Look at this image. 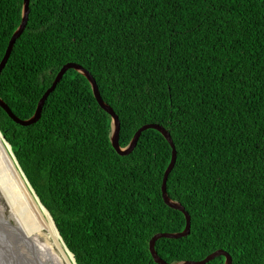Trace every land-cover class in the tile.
Instances as JSON below:
<instances>
[{"label": "trees", "instance_id": "obj_1", "mask_svg": "<svg viewBox=\"0 0 264 264\" xmlns=\"http://www.w3.org/2000/svg\"><path fill=\"white\" fill-rule=\"evenodd\" d=\"M24 4L0 0V64ZM70 63L119 117L121 148L146 125L171 134L168 195L192 228L160 239L158 256L200 262L223 250L233 264H264V0H30L0 98L30 120ZM112 125L75 70L36 124L18 125L0 107V130L77 264H157L154 236L187 224L163 200L173 151L150 129L121 156Z\"/></svg>", "mask_w": 264, "mask_h": 264}, {"label": "water", "instance_id": "obj_2", "mask_svg": "<svg viewBox=\"0 0 264 264\" xmlns=\"http://www.w3.org/2000/svg\"><path fill=\"white\" fill-rule=\"evenodd\" d=\"M24 2H25V4H24V12H23V22H22L20 28L15 33V35L13 36V38L11 39L9 46L7 48L6 54H5L3 60L0 64V77L2 76V73L5 70V68H6V66H7V64L11 58V55H12V52H13V49H14V46H15L17 40L23 35V33L25 32L26 27L28 25V22H29L30 0H24ZM69 70L78 71V72L82 73L89 80V82L93 88L94 96H95L98 104L100 105V107L104 111H106L108 114L111 115L112 120H113L112 145H113L114 150L119 155L128 156L131 153H133V151L135 150V148L138 145V142L140 140L142 133L144 131H147L150 129L160 132L164 136V138L167 140V142L170 144L172 151H173V156H172V162H171V164H170V166H169V168L165 174V177H164V182H163V187H162L163 200L167 206H169L172 209L178 210L185 215L186 222H187L186 229L184 232L179 233V234H168V233L157 234L156 236H154V238L152 239V241L150 243V252H151L155 262L157 264H169L166 261L162 260L158 256V254L156 252V243L162 238L179 239V238H184V237L189 236L191 234L192 218L183 206H181L177 202H174L168 195L167 183H168L169 176H170L171 172L173 171L175 164H176V161H177V151H176V146L174 144V141L171 137V134L165 128H163L159 125H155V124L146 125L136 133V135H135L134 139L132 140L129 147L121 148V146H120L121 122H120L119 117L114 112V110L104 102V100L101 96L99 87H98L97 82L95 81L94 77L89 72H87L82 66H79L75 63L67 64L66 66H64L62 68V70L59 72L58 76L56 77L53 85L51 86V88L48 89V91L45 93L43 98L40 100L36 114L30 120L24 121V120L19 119L13 113V111L9 108V106L5 102H3V100L1 98H0V107L18 125L27 127V126L36 124L42 117L43 109H44V106H45L48 98L50 97L51 94H53L56 91L57 86L59 85V83L62 81V79L64 78V76L66 75V73ZM0 163L3 164L4 166H5V163H7V165H10L14 169V171H16V172H18L17 168H18V170H20V172L25 176V181L27 183L26 185H24L25 186L24 191H25L26 195L29 197V199L34 204V206L36 207V209L39 213L41 212L40 207L45 212L48 213V216L50 217V220L53 223V225L57 231V236H53L52 234L49 235L48 229L43 230L41 235L44 236V239L50 245L54 246L57 243L60 246V248L62 250L61 254L60 253H54L53 255L58 257V259L62 262V264L66 263L64 256L66 257V259L69 260L67 264H77L74 255L71 253V251L66 246V244H65V242H64V240H63V238H62V236H61V234H60V232H59V230H58V228L54 222L53 217L51 216L48 209L40 201L38 195L36 194L35 190L33 189L32 185L30 184L29 180L27 179L25 173L23 172L22 168L20 167V165H19V163H18V161H17V159L13 153L11 145L7 142L6 138L2 134L1 130H0ZM0 181L2 183H4V188H6V189L9 188L8 182L5 180L1 171H0ZM19 206L24 211L23 215L26 217L24 206L21 203H19ZM2 209H3V212L1 211ZM19 217H21L23 219V216L21 215L20 210L17 208V206L15 207V210L10 209L7 206V204L4 202L3 196L0 195V264H33L32 260L29 259V257L27 256V253H26L27 249L30 248L31 244L28 241V239L25 237V234L19 230L20 227L22 229V226H21L20 221H19ZM23 220H26V219H23ZM31 227L34 230V220H32V219H31ZM33 230L31 231V233L33 232ZM60 239L62 240L63 245L61 244ZM222 256L226 258V264H233L232 256L223 250H220V251L214 253L213 255L209 256L208 258H206L205 260L200 261V262L190 261V262H182V263H177V264H208L211 261H213L214 259H216L218 257H222Z\"/></svg>", "mask_w": 264, "mask_h": 264}, {"label": "bare ground", "instance_id": "obj_3", "mask_svg": "<svg viewBox=\"0 0 264 264\" xmlns=\"http://www.w3.org/2000/svg\"><path fill=\"white\" fill-rule=\"evenodd\" d=\"M0 171L9 186L8 189L4 188V183L0 181V195L3 196L4 202L10 209L15 210V207L17 206L23 216V219H26L23 220L19 217V221L22 226V229L20 227L19 230L25 234V237L31 244L30 248L26 251L27 256L32 260L33 264H62L58 257L53 255L54 253L61 254L62 250L60 246L57 243L54 246L50 245L44 239V236L41 235L43 230L48 229L49 235L52 234L53 236H57L42 208L40 207L41 212L39 213L29 197L26 195L24 191V185L27 184L25 176L20 172V170H18V168V172H16L10 165H7V163H5V166L0 163ZM19 203L24 206L26 217L23 215L24 211L20 208ZM1 211L3 212V209ZM31 219L34 220V230L31 227ZM32 230L33 232L31 233ZM64 258L66 260V263L64 264H67L69 260L66 259L65 256Z\"/></svg>", "mask_w": 264, "mask_h": 264}]
</instances>
